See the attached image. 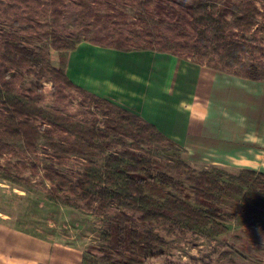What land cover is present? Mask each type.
<instances>
[{
  "label": "trees",
  "instance_id": "1",
  "mask_svg": "<svg viewBox=\"0 0 264 264\" xmlns=\"http://www.w3.org/2000/svg\"><path fill=\"white\" fill-rule=\"evenodd\" d=\"M222 1L190 0L195 34L193 56L202 57L203 64L216 71L264 82V65L245 58L256 50L264 53L263 47L247 38L256 29L264 34V6L260 8L254 0H235L231 5L232 20H228L223 18L226 7ZM75 4L82 19L90 15V0H75ZM64 5V0H53L56 18L63 16ZM175 33L189 37L181 28ZM2 42L3 58L12 67V71L8 68L3 71L4 81H13L19 73L36 79L27 92L0 83V151L19 145L23 152L32 155L37 152L38 142L46 139L55 165L73 157L86 161L76 182L69 181L51 166L47 178L55 179L56 186L65 189L60 195L54 187L53 200L72 206L70 195L73 194L87 208L94 207L99 213L116 208L110 223L126 248L114 259L106 243L90 246L82 264H143L146 258L164 259L166 252L154 249L157 244H166L165 238L155 234L157 224L170 237L178 228L180 232L216 239L228 234L230 224L238 218L256 223L264 221L263 174L246 171L231 175L220 169L197 171L178 155H174L173 165L166 163L143 149L164 144V136L153 125L127 111L105 113L100 127L98 118L83 123L41 107L33 94L45 77L53 79L55 90L61 85L79 89L66 73L70 53L81 45L79 39L54 36V60L51 53L29 46L25 39L14 34L5 33ZM175 48L173 42L165 40L160 50H153L173 53ZM81 102L101 109L107 105L104 100L89 95H83ZM40 119L63 130L65 135L55 138L47 133ZM172 167L174 174L170 173ZM0 177L14 183L22 181L3 173L1 167ZM225 208L230 211L228 216H224ZM140 225L146 230L141 232ZM105 238L111 240L110 236ZM140 249L145 257L139 253Z\"/></svg>",
  "mask_w": 264,
  "mask_h": 264
},
{
  "label": "rangeland",
  "instance_id": "2",
  "mask_svg": "<svg viewBox=\"0 0 264 264\" xmlns=\"http://www.w3.org/2000/svg\"><path fill=\"white\" fill-rule=\"evenodd\" d=\"M64 1V14L56 18L52 9L53 0H0L1 84L27 92L36 79L33 75L19 73L13 81H4L3 71L7 68L12 71L3 58L2 40L7 32L25 39L29 46L37 50L51 53L52 60L55 58L54 36H60L79 39L83 45L125 50H139L146 46L160 50L164 41L170 40L176 45L175 55L204 63L202 57L193 56L195 34L190 0H90L92 11L85 19L81 18V10L75 0ZM233 1H222L226 7L223 18L232 20ZM254 1L263 8L264 0ZM179 28L185 30L189 37L176 34ZM247 38L264 49V34L257 29ZM245 58L264 65V53L259 50L247 54ZM53 86V79L45 77L40 89L33 94L40 106L50 112L70 116L83 123L98 118L100 127L103 126L104 114L112 113L106 108L82 103L83 95L88 94L77 88L61 85L55 90ZM39 123L44 124L46 132L55 138L65 135L63 130L46 120L40 119ZM143 149L171 165L174 164V155L180 157L179 150L167 141ZM49 150L48 141L41 139L37 152L32 155L23 152L19 145L0 151L2 172L22 180L21 183H14L0 177V220L37 238L54 242L63 253H72V264H82L86 250L103 243L111 250L112 257L118 259V253L126 247L110 223L116 208L99 213L94 207L87 208L82 199L73 194L70 195L72 206L60 204L51 197L54 187L60 195L65 191L56 186L55 179L47 178L51 166L65 174L69 181L76 182L86 167L85 159L73 157L55 165ZM170 173H175L173 167ZM229 213V209L225 208L224 216ZM230 226L228 234L210 239L188 231L180 232L178 228L175 229L176 234L170 237L162 225L157 224L155 234L165 238L166 244H157L154 249L166 252L164 259L146 258L143 264H264V221L256 223L251 219L238 218ZM138 229L141 232L146 230L141 225ZM106 236H110L111 240H107ZM139 253L145 257L142 249Z\"/></svg>",
  "mask_w": 264,
  "mask_h": 264
},
{
  "label": "crops",
  "instance_id": "3",
  "mask_svg": "<svg viewBox=\"0 0 264 264\" xmlns=\"http://www.w3.org/2000/svg\"><path fill=\"white\" fill-rule=\"evenodd\" d=\"M66 72L106 110L153 125L195 170L264 175V82L174 53L83 44L70 53ZM61 252L0 220V264H72L74 255Z\"/></svg>",
  "mask_w": 264,
  "mask_h": 264
}]
</instances>
